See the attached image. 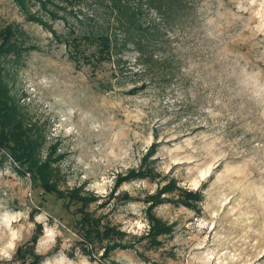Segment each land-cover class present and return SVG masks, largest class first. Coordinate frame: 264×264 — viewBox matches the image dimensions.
I'll return each mask as SVG.
<instances>
[{
	"label": "rangeland",
	"instance_id": "1",
	"mask_svg": "<svg viewBox=\"0 0 264 264\" xmlns=\"http://www.w3.org/2000/svg\"><path fill=\"white\" fill-rule=\"evenodd\" d=\"M163 2L26 0L43 24L0 0V29L35 47L2 59L10 93L41 156L55 146L57 187L92 197L85 210L110 229L86 239L80 202L5 159L0 262L37 233L38 264H264V0ZM134 39L161 63L138 60ZM151 217L169 230L154 236Z\"/></svg>",
	"mask_w": 264,
	"mask_h": 264
},
{
	"label": "trees",
	"instance_id": "2",
	"mask_svg": "<svg viewBox=\"0 0 264 264\" xmlns=\"http://www.w3.org/2000/svg\"><path fill=\"white\" fill-rule=\"evenodd\" d=\"M20 7L25 10L28 14L29 19L39 21L46 24V21L28 11L26 6V0H13ZM42 8H46V5L52 4L48 3L51 0H37ZM53 2V1H52ZM150 4L160 13L164 12V2L163 0H150ZM54 9H50V14H54ZM21 32L13 24H7L0 29V162L5 159H10L17 170L22 174H28L33 181L42 187L47 192H53L56 196L67 199L70 202H80L78 211L81 213V222L85 224L84 236L86 239H92V234H98L99 239H101L107 233L109 228L103 233L94 226L96 219H93L85 207L92 199V197H87L86 195L80 194L79 187H73L72 189H59L56 183L52 179L54 168L52 167V161L57 160L59 155L55 156L54 150L55 146H50L49 151L45 156H41V147L44 141V135L38 132V128L35 127L34 123H26L24 120L23 113L19 110L13 95L10 93L9 86L5 80L4 75V65L2 64V59H6L9 55H15L19 58L23 54L35 48L33 45H29L24 39L18 37ZM86 39H90L87 35L84 36ZM97 40L98 54L97 59H104L109 57V49L112 47L111 38L105 34L100 33L95 36ZM135 48L138 50V60L147 64L149 68H153V65H159L161 62L159 59L153 57L152 52L144 50L139 40H133ZM94 55V53H93ZM117 63L120 59L118 58ZM54 155V156H53ZM149 171L143 168L140 164L138 169H130L129 172L120 177L119 180L128 179L133 176L145 175ZM164 187L162 190H164ZM162 192L161 190L158 193ZM186 198L184 203L188 206H194L193 202L190 200L200 197V193L195 192H185ZM184 197V198H185ZM152 227L151 232L155 236L157 234L166 232L169 230V226L160 222L158 219L151 217ZM39 226V225H38ZM37 233L31 237L29 243H24L19 245L12 259L9 261H1L0 264H38L42 259V255L36 253L34 250L35 242L37 239Z\"/></svg>",
	"mask_w": 264,
	"mask_h": 264
}]
</instances>
